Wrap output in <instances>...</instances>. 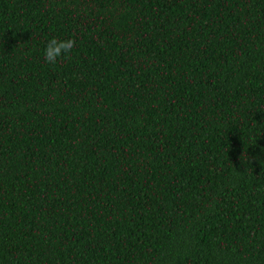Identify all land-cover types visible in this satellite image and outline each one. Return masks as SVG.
Returning a JSON list of instances; mask_svg holds the SVG:
<instances>
[{
	"label": "trees",
	"instance_id": "1",
	"mask_svg": "<svg viewBox=\"0 0 264 264\" xmlns=\"http://www.w3.org/2000/svg\"><path fill=\"white\" fill-rule=\"evenodd\" d=\"M0 264H264V0H0Z\"/></svg>",
	"mask_w": 264,
	"mask_h": 264
},
{
	"label": "clouds",
	"instance_id": "2",
	"mask_svg": "<svg viewBox=\"0 0 264 264\" xmlns=\"http://www.w3.org/2000/svg\"><path fill=\"white\" fill-rule=\"evenodd\" d=\"M75 39L61 40L53 37L48 40L44 48V60L50 65L70 60L72 49L75 47Z\"/></svg>",
	"mask_w": 264,
	"mask_h": 264
}]
</instances>
